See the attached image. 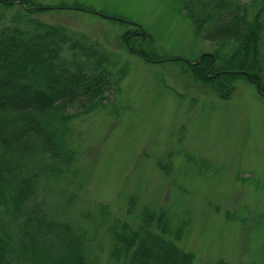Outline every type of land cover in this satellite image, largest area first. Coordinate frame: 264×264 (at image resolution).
Returning <instances> with one entry per match:
<instances>
[{
  "label": "rangeland",
  "instance_id": "374dc122",
  "mask_svg": "<svg viewBox=\"0 0 264 264\" xmlns=\"http://www.w3.org/2000/svg\"><path fill=\"white\" fill-rule=\"evenodd\" d=\"M36 2L86 6L35 16L86 33L113 71H127L104 107L72 121L74 161L39 186L47 212L86 232L96 264H122L108 257L106 226L114 217L133 224L144 207L183 224L178 244L196 264L264 263V96L237 76L223 98L185 68L179 59L193 61L214 44L194 33L182 0ZM22 11L0 3V25ZM125 31L149 61L127 48Z\"/></svg>",
  "mask_w": 264,
  "mask_h": 264
},
{
  "label": "trees",
  "instance_id": "16d2710c",
  "mask_svg": "<svg viewBox=\"0 0 264 264\" xmlns=\"http://www.w3.org/2000/svg\"><path fill=\"white\" fill-rule=\"evenodd\" d=\"M0 3L23 9L0 25V264H96L86 252V232L51 216L39 186L74 161L72 121L104 107L127 71H113L105 49L86 33L35 16L57 8L89 11L86 6ZM181 11L194 33L214 44L193 61L179 59L192 76L223 98L237 76L246 77L264 96V0H182ZM125 32L127 48L148 61L149 52L130 44ZM106 232L111 261L196 264L194 254L178 244L183 224L171 225L164 209L144 207L133 224L114 217Z\"/></svg>",
  "mask_w": 264,
  "mask_h": 264
},
{
  "label": "water",
  "instance_id": "95a60500",
  "mask_svg": "<svg viewBox=\"0 0 264 264\" xmlns=\"http://www.w3.org/2000/svg\"><path fill=\"white\" fill-rule=\"evenodd\" d=\"M144 34H145V32L142 30L141 31V37H144ZM148 60V59H147ZM246 76H248V73H246Z\"/></svg>",
  "mask_w": 264,
  "mask_h": 264
}]
</instances>
